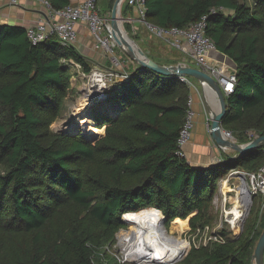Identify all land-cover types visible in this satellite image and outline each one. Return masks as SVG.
<instances>
[{
	"label": "trees",
	"instance_id": "trees-1",
	"mask_svg": "<svg viewBox=\"0 0 264 264\" xmlns=\"http://www.w3.org/2000/svg\"><path fill=\"white\" fill-rule=\"evenodd\" d=\"M44 1L55 10L71 5ZM145 3L146 21L165 29L206 17L204 34L233 64L236 78L221 128L242 143L264 136V0ZM218 8L224 11L210 15ZM129 11L123 6L122 27L138 44ZM117 51L129 63L124 81L107 93L117 115L93 112L96 124L107 122L97 129L100 137L85 142L49 131L69 90L65 63L88 73L85 59L55 37L32 45L25 29L0 25V264H117L103 248L114 243L122 218L156 209L166 226L177 219L192 229L203 226L217 179L230 169L253 172L264 164V146L239 158L223 154L203 169L177 158L188 90L176 76L140 67L123 44ZM252 212L237 243H211L178 264H251L258 240L251 236Z\"/></svg>",
	"mask_w": 264,
	"mask_h": 264
},
{
	"label": "built area",
	"instance_id": "built-area-1",
	"mask_svg": "<svg viewBox=\"0 0 264 264\" xmlns=\"http://www.w3.org/2000/svg\"><path fill=\"white\" fill-rule=\"evenodd\" d=\"M7 1L9 5L17 6L20 0ZM26 1L38 3L46 10V14L42 20L25 29L26 37L32 45H37L51 37H55L60 46L65 48L74 47L78 40L76 26L81 24L86 28L93 41L94 50L97 53L108 56L111 68L120 64V58L116 50L118 39L111 29H107L105 20L97 11V0H83L78 4L68 5L61 10L53 9L44 0ZM123 4L138 12V17L129 21L132 36H139L141 38L142 33L149 34L165 48L184 57L183 61L177 63V65L200 70L216 82L225 97L232 93L236 83L234 73L225 74L221 68L210 66L207 62L208 54L215 58V54H218V52L215 45L204 34L206 17H202L197 22L191 23L184 28L172 27L165 29L146 21L147 7L145 0H122L121 7ZM223 11L222 8H218L217 10H212L210 15ZM70 64L74 68H77L76 71H80L78 64L72 61H70ZM80 76L83 77L82 80H86L88 88L93 91L92 96L104 102H106L107 93L110 91V88H113L120 81H124L125 78L123 73H118L110 68H93L87 74L84 73ZM178 79L184 83L189 92L185 119L177 138L175 151L177 158L185 159L184 148L191 142L196 125L194 100L195 96H197L201 101V93L200 86L195 79L187 76L178 77ZM205 127L208 132V118ZM222 134L229 142L236 143L230 131L222 129ZM245 136L250 139L252 134L247 131L245 132ZM221 160L213 157L211 163L216 164ZM233 176H235L236 182L232 190V205L224 209V214L225 219H227L226 222L233 228V231H243L244 225L254 209H256L259 222L264 215V164L253 172L244 171L239 168L231 169L227 177ZM220 193L222 194V191ZM127 218L128 216L125 217V219ZM197 231L199 232V230ZM219 239L221 240L220 237ZM217 244L220 243L217 242ZM117 260L118 264H123L127 259L124 257L122 260L119 258Z\"/></svg>",
	"mask_w": 264,
	"mask_h": 264
},
{
	"label": "rangeland",
	"instance_id": "rangeland-1",
	"mask_svg": "<svg viewBox=\"0 0 264 264\" xmlns=\"http://www.w3.org/2000/svg\"><path fill=\"white\" fill-rule=\"evenodd\" d=\"M97 2H99V0H97ZM97 11L99 12L98 5H97ZM117 42L119 43L118 40ZM215 56L216 59L212 57L210 54H208L207 56L208 64L214 67H221V65L225 62L224 59L221 58L219 53L215 54ZM152 57L155 59L156 62L163 64H168L169 62L172 63L169 65H175L171 59L167 58L169 60L167 61L164 57L159 58L156 57V55H153ZM67 64L69 65L70 63L68 62L65 63L70 75L69 90L67 92L66 97L63 100V108L59 112L57 118L50 124L49 131L53 134H64L69 136L80 135L85 142H90L102 135V130L100 131L97 129H99V125H105L107 122V119H104V120H100L99 125L96 124V121L94 119L95 114L93 112L102 109V112L104 114L110 116V114L112 113L113 114L112 117H115L117 115V112L115 111V109H112V107L109 106L111 104H108V102L105 103L101 99H96L95 97L92 96L93 91L88 88L86 84V80H82L83 77L80 76L81 74H84L81 68L80 71L79 70L76 71L77 69L76 67L74 68L73 66H71V64L70 66H68ZM109 65L110 63L108 64V66ZM117 72H119V69H117ZM111 89L112 88H110V90ZM200 103L201 104L203 103L202 100L200 101ZM201 106H202L201 113L203 112V115H205L206 109L203 104ZM86 117H90L94 122L93 128H91L92 130H90L89 133L84 128L87 125L83 124V121L85 120ZM87 128L90 129L89 127ZM243 135L245 136V133H243ZM234 138H236L235 139L237 141L236 144H244V142L242 143L240 141L241 138L240 136H235ZM231 154L233 155V153ZM239 169L244 170L242 168ZM230 170H228L225 175L219 177L215 183V191L208 206L209 213L205 214L204 216L205 223L203 226H197L196 228L192 229L187 224V222L177 219L181 223H183V230L179 231L173 225L175 220L171 222L168 226H166L165 217L161 213L163 217L161 224L166 235L174 239H180L182 241H185L188 244V248H189V249L187 248L188 250L184 254L181 253L182 255L179 256L177 259H175V261L173 259L172 260L173 262L172 261L169 262L170 264H178L190 252L207 248L211 246L210 245L211 242H216V243L218 242L220 244L237 243L241 238L240 236L242 235L243 231H236V230L233 231V228H231L226 222L227 219H225V214H224V209H227L232 205V201H231L233 195L232 190L236 182L235 176L229 178L227 177V174ZM220 191H222V194L220 193ZM222 200L225 201L222 202ZM255 204H256V198H255ZM252 213L253 214L250 217L251 225H252L251 236L252 237L255 236V238H258L259 234H261L264 228V215L262 216L261 221L259 222L256 209H254ZM124 219L125 217L122 218V223L124 225L115 234L114 243L112 244V246H105L103 248L104 250L107 251V254L114 259L115 262L118 261L117 258L122 260L125 256V247L124 245H122L120 237L125 234H129L130 230L133 229L128 222L124 223ZM197 230H199V232ZM219 237L221 238V240L219 239ZM263 262H264V254H263ZM123 264H138V263H135V261L126 260ZM140 264H144V263H140Z\"/></svg>",
	"mask_w": 264,
	"mask_h": 264
},
{
	"label": "crops",
	"instance_id": "crops-1",
	"mask_svg": "<svg viewBox=\"0 0 264 264\" xmlns=\"http://www.w3.org/2000/svg\"><path fill=\"white\" fill-rule=\"evenodd\" d=\"M82 1L83 0H71V4H78ZM110 1L112 0H99V2H97L99 14L105 20V25L106 27L108 26L107 28L109 29H111L110 15L113 6L110 5ZM123 6H125V4H123ZM123 6L120 9V16L122 23H123V18L121 11ZM129 9L130 11L126 15L127 16L126 19L128 23L130 19L133 20L138 17V12L136 10L132 8ZM45 14H46L45 8L38 3L29 2L26 0H20L17 6H11L8 4L7 0H0L1 26H15L26 29L27 27L32 26L38 23L40 20H42ZM76 31L78 34V40L75 43L74 47L85 59V63L91 69L110 68L113 71H117V69H119L118 73H123L124 68L125 67L127 68V65L129 63L125 62V59L123 60L122 54L120 52L119 54L117 51L121 63L119 61L120 64L118 63L119 64L118 66L116 65L111 68V65L108 66L109 64L108 56L106 54L97 53L94 50L93 41L89 33L87 32L86 28L83 25L78 24L76 26ZM130 31H131V24H130ZM137 37L139 38V36ZM140 37L141 38H139L138 46L141 48L142 51H145L149 55L151 56L156 55V57L159 58L164 57L167 61H169L168 59H171L175 65L183 61L184 57L182 55L172 52L168 48H165L162 44H160V42L154 40L153 37L150 36L149 34L142 33ZM117 49H118V45H117ZM221 58H223L225 62L219 68H221L225 74L234 73L233 64L228 59L222 56ZM201 105L202 104L200 103V99L197 96H195L194 111L196 112V125L193 131L192 140L189 144L185 146L184 152H185L186 161L190 166L194 168L203 169L213 165L211 163L213 157L222 159L224 153L220 152L216 148L215 144L212 142V140H210L208 136V132L206 131V127H205L207 121V117H206L207 114L205 113V115H203V112L201 113V109H202Z\"/></svg>",
	"mask_w": 264,
	"mask_h": 264
},
{
	"label": "water",
	"instance_id": "water-1",
	"mask_svg": "<svg viewBox=\"0 0 264 264\" xmlns=\"http://www.w3.org/2000/svg\"><path fill=\"white\" fill-rule=\"evenodd\" d=\"M121 2L122 0H114L110 15V28L115 33L118 41L132 52V54L138 59L139 66L143 69H147L163 77L187 76L195 79L200 86L202 104L206 109L209 121L208 134L216 148L227 155L233 153L234 155L231 156V158H239L248 152L264 146V136L258 137L244 144L229 142L224 138L222 134L221 120L226 113V101L225 96L222 94L216 82L200 70L179 65H160L151 60L147 54L141 50L137 42L123 29L120 16ZM263 254L264 228L255 244L251 256V264H264Z\"/></svg>",
	"mask_w": 264,
	"mask_h": 264
},
{
	"label": "bare ground",
	"instance_id": "bare-ground-1",
	"mask_svg": "<svg viewBox=\"0 0 264 264\" xmlns=\"http://www.w3.org/2000/svg\"><path fill=\"white\" fill-rule=\"evenodd\" d=\"M83 124L87 125L84 128L89 133L94 122L90 117H86ZM162 219L160 211L149 209L136 215H129L124 220L133 228L129 234L120 237L121 243L125 247L124 257L127 260L135 261L138 264H168L189 249L185 241L166 235L162 228ZM173 225L179 231L183 230V223L179 220L174 221Z\"/></svg>",
	"mask_w": 264,
	"mask_h": 264
}]
</instances>
